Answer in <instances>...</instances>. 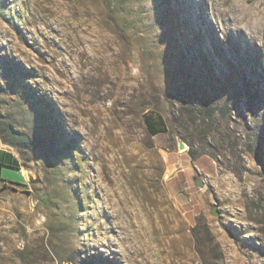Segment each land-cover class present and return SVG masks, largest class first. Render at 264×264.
<instances>
[{
	"label": "rangeland",
	"instance_id": "rangeland-1",
	"mask_svg": "<svg viewBox=\"0 0 264 264\" xmlns=\"http://www.w3.org/2000/svg\"><path fill=\"white\" fill-rule=\"evenodd\" d=\"M263 19L264 0H0V264H264Z\"/></svg>",
	"mask_w": 264,
	"mask_h": 264
},
{
	"label": "trees",
	"instance_id": "trees-1",
	"mask_svg": "<svg viewBox=\"0 0 264 264\" xmlns=\"http://www.w3.org/2000/svg\"><path fill=\"white\" fill-rule=\"evenodd\" d=\"M144 121L147 126L148 131L151 134H157L159 132L166 131L165 122L163 119V116L155 111H151L150 113H147L144 115ZM15 139L13 141H8V139L5 138L4 135H1V138L4 142L14 146L17 145L19 142H27L25 138L28 139V142H30L32 139L27 136V134L22 132H16L14 134ZM0 164L1 165H8L11 167L19 168V164L16 158H14L10 153L8 152H1L0 153Z\"/></svg>",
	"mask_w": 264,
	"mask_h": 264
},
{
	"label": "bare ground",
	"instance_id": "bare-ground-1",
	"mask_svg": "<svg viewBox=\"0 0 264 264\" xmlns=\"http://www.w3.org/2000/svg\"><path fill=\"white\" fill-rule=\"evenodd\" d=\"M255 12V11H254ZM251 13H252V11H251ZM257 14V13H256ZM255 14V15H256ZM262 15V14H261ZM257 16V15H256ZM256 16H255V18H256ZM258 18V17H257ZM256 18V19H257ZM259 19V18H258ZM264 20V19H263ZM259 21V20H258ZM262 31L264 32V23L262 24ZM258 51H260V52H262V53H264V41L262 42V44L260 45V46H258ZM113 160H114V158H113ZM112 160V161H113ZM107 163H109L110 161L109 160H105ZM114 162V161H113ZM119 163V162H118ZM120 163H121V161H120ZM119 163V164H120ZM117 164V163H116ZM123 165H124V163H123ZM116 167V166H115ZM119 167V166H118ZM117 167V170H116V172L115 173H113L112 171L114 170L113 169V166H112V164H109L108 166H107V168H108V170L110 171V172H112L113 173V177H112V174H109V175H111V177L113 178V181H114V184L113 185H117V184H119V181H122L121 180V178L122 177H124L125 176V174H127L128 172H127V169L125 170V168L124 167H122L121 166V168H118ZM107 170V171H108ZM127 172V173H126ZM127 177V176H126ZM129 180V179H128ZM111 181V180H110ZM123 182V181H122ZM109 184H110V182H109ZM126 184V183H125ZM122 185V184H121ZM123 185H124V183H123ZM122 185V186H123ZM119 186H120V184H119ZM124 187V186H123ZM117 188V187H116ZM122 188V187H121ZM115 189V188H114ZM113 189V187L111 186L110 187V189H107L108 191H110V193H111V190H112V194H113V201L115 200V203H114V205H112L111 207H112V210H113V212H119L120 213V211H121V209H124L123 207H122V204H121V206L120 207H118V197H119V195L117 196V192H115V190ZM118 190V189H117ZM124 191V190H123ZM117 193V194H116ZM125 193V192H124ZM125 195V194H124ZM126 196V195H125ZM128 198V197H127ZM121 199V198H120ZM126 199V198H125ZM117 200V201H116ZM122 201V200H121ZM121 201H120V203H121ZM108 203L110 202V201H107ZM128 202V201H127ZM126 202V203H127ZM124 204V203H123ZM130 206V205H129ZM128 208V207H127ZM127 210H129V209H127ZM126 211V210H125ZM123 212V214H124V211H122ZM121 212V213H122ZM118 213V214H119ZM121 213L119 214V215H121ZM117 214V213H116ZM123 222V221H122ZM132 224H134V223H132ZM131 223H130V225H132ZM130 225H128V226H126L125 225V229L128 231V230H131L132 228H131V226ZM133 229H134V227H133ZM133 231V230H132Z\"/></svg>",
	"mask_w": 264,
	"mask_h": 264
},
{
	"label": "water",
	"instance_id": "water-1",
	"mask_svg": "<svg viewBox=\"0 0 264 264\" xmlns=\"http://www.w3.org/2000/svg\"><path fill=\"white\" fill-rule=\"evenodd\" d=\"M187 143L185 141H183L182 139H180L179 137L177 138V148L179 151L184 150L185 148H187ZM198 186L199 187H203L204 183L201 180H198Z\"/></svg>",
	"mask_w": 264,
	"mask_h": 264
},
{
	"label": "crops",
	"instance_id": "crops-1",
	"mask_svg": "<svg viewBox=\"0 0 264 264\" xmlns=\"http://www.w3.org/2000/svg\"><path fill=\"white\" fill-rule=\"evenodd\" d=\"M1 152H8V153H10V151L9 150H7V149H3V148H0V153ZM11 154V153H10ZM12 155V154H11ZM13 156V155H12ZM15 158V157H14ZM3 166H5V167H10V168H15V167H11V166H8V165H1L0 164V167H3Z\"/></svg>",
	"mask_w": 264,
	"mask_h": 264
}]
</instances>
